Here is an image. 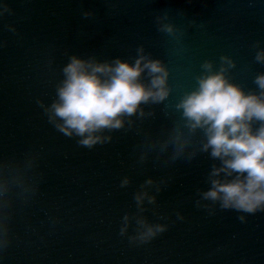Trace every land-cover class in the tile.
<instances>
[{"label":"water","instance_id":"water-1","mask_svg":"<svg viewBox=\"0 0 264 264\" xmlns=\"http://www.w3.org/2000/svg\"><path fill=\"white\" fill-rule=\"evenodd\" d=\"M4 6L10 11L0 16V159L20 162L30 191L17 188L0 207L7 240L0 264H264V211L196 205L218 161L207 153L167 166L155 153L139 160L179 119L174 106L196 87L205 60L218 69L221 56L231 57V82L259 92L253 81L264 74L255 61L264 49V0H0ZM165 12L178 38L158 31L156 17ZM140 46L169 70L167 100L142 105L154 115L106 130L112 140L91 149L49 123L37 101L56 98L70 55L134 62ZM125 177L131 183L121 187ZM148 178L167 183L144 215L168 229L134 244V222L123 236L120 229L123 216L137 211L134 195Z\"/></svg>","mask_w":264,"mask_h":264},{"label":"clouds","instance_id":"clouds-1","mask_svg":"<svg viewBox=\"0 0 264 264\" xmlns=\"http://www.w3.org/2000/svg\"><path fill=\"white\" fill-rule=\"evenodd\" d=\"M8 11L6 6L0 7V16ZM83 15L87 18L92 13ZM156 24L159 32L177 37L178 29L168 22L167 12L156 17ZM136 51L134 62L119 57L100 61L95 56L70 55L62 68L63 79L56 86V98L50 105L37 101L49 123L66 137H79L78 144L91 149L112 140L111 135L104 134L106 130H120L126 124L131 127L132 117L154 115L145 112L142 105H158L167 100L171 92L169 70L160 59L146 54L143 46ZM255 61L264 64V49L257 51ZM200 67L196 87L174 106L179 119L141 153L140 163L152 153L157 160L163 158L165 166L207 153L219 163H213L207 177L210 187L199 193L197 207L214 211L218 204L222 210L247 214L264 211V74L253 81L259 92L246 93L228 76L235 67L231 57L221 56L218 69L212 60H205ZM198 135L201 138L197 143ZM33 163L30 160L28 167ZM25 179L19 161L0 159V207L6 206V198L17 188L23 193L30 191L24 186ZM130 183V178L125 177L121 187ZM166 183L164 179L148 178L135 193L137 211L123 216L120 229L123 236L134 222L130 243L147 244L167 231V224L152 223L144 215L148 211L145 204L155 206L156 194ZM177 216L183 219L179 213ZM239 219L244 221L245 217L241 215ZM5 237L6 230L0 229V248L7 244Z\"/></svg>","mask_w":264,"mask_h":264}]
</instances>
